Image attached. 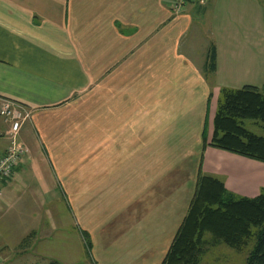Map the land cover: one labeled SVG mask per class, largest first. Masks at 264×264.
Listing matches in <instances>:
<instances>
[{
	"label": "crops",
	"instance_id": "1",
	"mask_svg": "<svg viewBox=\"0 0 264 264\" xmlns=\"http://www.w3.org/2000/svg\"><path fill=\"white\" fill-rule=\"evenodd\" d=\"M173 3L0 0V107L8 100L30 111L19 135L28 153L0 194V245L13 251L39 237L44 249L31 252L35 260L76 261L83 229L121 236L129 218L139 228L157 224L169 188L164 158L128 157L130 149L180 148L174 140L189 150L186 160H200L196 184L201 173L235 195L260 194L264 163L209 143L221 90L264 86V0H189L179 15ZM192 111L197 121L177 119ZM1 121L0 157L9 145ZM194 164L173 175L174 188L192 181ZM107 192L111 208L97 203ZM170 210L178 211L172 203ZM54 243L60 256L51 253Z\"/></svg>",
	"mask_w": 264,
	"mask_h": 264
},
{
	"label": "trees",
	"instance_id": "2",
	"mask_svg": "<svg viewBox=\"0 0 264 264\" xmlns=\"http://www.w3.org/2000/svg\"><path fill=\"white\" fill-rule=\"evenodd\" d=\"M216 59L212 46L210 72L216 70ZM246 120L264 124V86L222 89L209 145L264 163V137L250 131ZM251 240L246 264H264V188L255 198L242 197L229 192L218 178L200 173L187 215L162 264H201L208 247L223 244L241 251Z\"/></svg>",
	"mask_w": 264,
	"mask_h": 264
},
{
	"label": "rangeland",
	"instance_id": "3",
	"mask_svg": "<svg viewBox=\"0 0 264 264\" xmlns=\"http://www.w3.org/2000/svg\"><path fill=\"white\" fill-rule=\"evenodd\" d=\"M259 42L260 44L264 45V35L260 36ZM238 84L240 83L234 84L233 86L234 90L241 89L246 86V85H242V84L238 85ZM210 98L211 95L209 96L208 100ZM220 98H221V94L216 105V112L220 105ZM197 106L201 107V104L199 105V102H196L194 110L197 108ZM26 113L30 116V111L25 110L24 115ZM189 114L190 115L188 117L184 116L182 118L181 116H179L177 117V119L183 124H184L183 119H193L197 121V118L193 114V111L190 112ZM28 118L29 117H27L26 119ZM177 119L173 125V129L178 127L181 130L182 128L181 125L183 124L178 123L177 125H175ZM0 121L1 122L4 121L1 115H0ZM245 126L253 133L264 137V124L262 122L260 121L256 122L254 120H246ZM174 136H178V133L177 134L174 133ZM171 144L173 145V143ZM174 144L180 148H174V150L165 149L163 150V154H159V150H154L153 148H147V147L132 149V150L130 149L132 154H130V156L128 157V158H132V157L135 158L141 156L144 158L146 157V159H151L154 156H162L164 158L163 160V166H164L163 172L165 178L164 180L166 183H168L167 186H169V188L167 189L166 194L163 198L164 212L163 214L161 213L159 220H155L157 224L154 225L153 222L150 220L144 228H139L138 224H134L135 223L134 220L129 218L127 225H125L122 230L123 234L121 236H118V234H116V230L113 229H112V235H109L107 231L104 230H91L89 228L83 229L84 236L82 239V243H83L82 250H81V254H79L77 247V260L73 261V260H68L67 258L66 259L62 258L61 261H57L58 264H156L157 261H160L159 264H162L167 254V251L170 247V244L174 238V235L176 234L178 227L180 226L183 218L185 217V214H187L186 211H187V207L189 206L188 205L189 198L191 195H193V193L195 194L194 191L196 188V178H197L196 172L197 170L198 171L201 170V167H199L200 160H186L185 157H187V155L190 154H186V152L189 151L187 147L181 148V146H184L183 142H179V141L176 142L174 140ZM128 155L129 154H127V156ZM194 161H195L194 164L195 174L193 173L194 171L192 172L191 170L190 173L188 172L186 175V178L187 179L192 178V181L190 180L187 182L181 181L182 183H180L179 187L174 188V186L171 185L172 178L174 177L173 175H175V173H178L179 170H183L185 164L190 165L191 163H194ZM21 162L22 160L20 161V163ZM145 162L146 160H140L138 161L137 166L143 167V165H145ZM168 162L172 163V165H178L179 169L176 168L168 169L167 168ZM149 164L152 166L154 165V163L151 161H149ZM187 168L190 170V166H187ZM150 172L154 174L155 170H151ZM16 177L17 175L15 176V178ZM260 182H264V176L260 177ZM149 186H151L150 188L153 189L154 183L149 182ZM263 188H264V183H262V185L258 187L260 193L263 190ZM192 189L194 190L192 191ZM97 203L98 205H102V207L108 206L109 208H111L113 206L112 204H115V199L111 194H108L107 192L105 196H98ZM171 203L175 208V210L178 209V211L176 210L172 213V211L170 210ZM182 212L184 216H181ZM124 222L126 223L125 218H124ZM86 230L92 231L93 238L90 237L91 235L90 236L87 235V233L85 232ZM207 238L209 239L210 235H207ZM38 240L39 237H36L35 239L33 238L32 241L35 242V245L31 244L30 246H27L25 242L22 241L20 245H18L17 248L14 249L13 251L9 246L5 244L0 245V264L49 263V261L42 259H39L38 261L32 257L33 253L43 252L44 245H40V242H38ZM253 245H254V241L251 240L250 243L247 246H245L241 251L232 249L223 244L214 247H208L207 252L204 254L202 258L201 264H246V259L249 253L251 252ZM51 251H52L51 253H54L56 256H60L61 254L64 253V249L61 250V246L55 243L52 245ZM16 254H28V255H25L22 258L14 257L11 260V258Z\"/></svg>",
	"mask_w": 264,
	"mask_h": 264
},
{
	"label": "built area",
	"instance_id": "4",
	"mask_svg": "<svg viewBox=\"0 0 264 264\" xmlns=\"http://www.w3.org/2000/svg\"><path fill=\"white\" fill-rule=\"evenodd\" d=\"M189 0H174L172 12L179 15ZM206 0H200L201 4H205ZM26 108L16 102L5 100L0 107V115L4 119L7 126L6 136L9 141L6 152L0 157V194L3 184L13 180L16 176L17 168L20 161L27 155L28 149L23 142L20 141V131L23 122L29 115H24Z\"/></svg>",
	"mask_w": 264,
	"mask_h": 264
}]
</instances>
